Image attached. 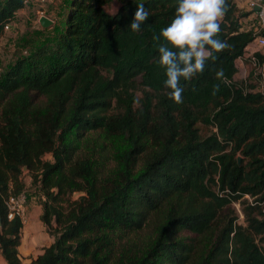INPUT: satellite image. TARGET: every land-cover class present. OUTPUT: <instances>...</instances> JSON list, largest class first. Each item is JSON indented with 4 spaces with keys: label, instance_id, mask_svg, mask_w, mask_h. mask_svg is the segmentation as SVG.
Listing matches in <instances>:
<instances>
[{
    "label": "trees",
    "instance_id": "obj_1",
    "mask_svg": "<svg viewBox=\"0 0 264 264\" xmlns=\"http://www.w3.org/2000/svg\"><path fill=\"white\" fill-rule=\"evenodd\" d=\"M27 1L0 0V42ZM115 1L66 0L56 34L27 40L0 69L2 257L264 264V92L236 79L255 38L241 24L250 13L209 0L221 18L183 42L184 21L207 0H121L108 13ZM198 124L216 131L202 136ZM25 167L54 238L27 263L23 220L8 219L6 203L23 192Z\"/></svg>",
    "mask_w": 264,
    "mask_h": 264
},
{
    "label": "rangeland",
    "instance_id": "obj_2",
    "mask_svg": "<svg viewBox=\"0 0 264 264\" xmlns=\"http://www.w3.org/2000/svg\"><path fill=\"white\" fill-rule=\"evenodd\" d=\"M66 0H28L23 10L19 11L15 20L11 23L10 28L5 31V34L0 42V69L6 67L9 63L14 61L20 53H26L27 48L24 46L28 40L35 39L37 44H40L46 40H50L60 28L62 13ZM140 1L141 0H137ZM264 1V0H263ZM121 0L115 1L112 5L105 7L108 13H115ZM243 11L252 14V11L248 6H244ZM42 13H44L42 15ZM48 17L53 23L44 27L40 22V17ZM221 13L215 9L209 3V0L205 2L202 9L198 13L192 14L188 19L184 21L182 41L191 42L194 37L200 35L206 31L209 24L219 19ZM252 20L247 19L244 21V29L252 30ZM202 55H205V51H201ZM249 62L244 60L243 63L238 62V73L236 79L240 81H249L244 79V73ZM252 83L256 86V90L264 92V77H257L252 79ZM140 97V92L138 93ZM198 128L202 136H208L215 132L214 127L204 126L198 124ZM241 158V155H238ZM44 161H52V155L47 154L43 157ZM242 161V158L241 160ZM21 180L24 184V190L22 194L25 200L22 205L16 206L21 213L23 220V228L21 233V245L19 247V255L22 262L27 263L43 253L44 249L53 243L54 238L51 236L41 221L42 205L40 203V193L38 187L32 181L31 173L27 168L23 169ZM21 194V195H22ZM83 193L76 192L73 194L72 199H78ZM248 201L254 200L253 198L246 196ZM243 203L236 202L230 206V211L237 217V221L240 224L245 225V216L243 213ZM233 215V214H232ZM0 264H6L4 258L0 253Z\"/></svg>",
    "mask_w": 264,
    "mask_h": 264
},
{
    "label": "built area",
    "instance_id": "obj_3",
    "mask_svg": "<svg viewBox=\"0 0 264 264\" xmlns=\"http://www.w3.org/2000/svg\"><path fill=\"white\" fill-rule=\"evenodd\" d=\"M249 8L254 11L257 15V25L254 27L255 38L253 42L247 47L245 58L250 59L249 64L244 73V79H249L252 81L253 78L264 77V62L261 63L257 58V53L264 55V36L261 34V31L264 29V2L261 0H250ZM258 8V9H256ZM44 13H42L43 15ZM41 16L40 18H42ZM46 17V16H45ZM48 18V17H47ZM50 19V18H49ZM51 20V19H50ZM52 21V20H51ZM10 24L5 26V31L10 28ZM244 57H241L237 60L238 62L243 63ZM253 72V76H250V73ZM251 78V79H250ZM258 91V90H256ZM262 92V91H260ZM22 194V193H21ZM19 194L17 196H10L7 200V206L9 209L8 219H12L15 215H20L19 209H16V206L22 205L25 200L24 195Z\"/></svg>",
    "mask_w": 264,
    "mask_h": 264
},
{
    "label": "crops",
    "instance_id": "obj_4",
    "mask_svg": "<svg viewBox=\"0 0 264 264\" xmlns=\"http://www.w3.org/2000/svg\"><path fill=\"white\" fill-rule=\"evenodd\" d=\"M249 1H250V0H236V3H237V6H238L241 10H243V9H244V6H248V7H249ZM261 1H263V0H261ZM263 2H264V1H263ZM249 9H250V8H249ZM250 10H251V9H250ZM220 18H221V16H220ZM220 18H219V19H220ZM247 19L252 20V21H250V22H251V26H252L253 28L257 25V15H256L255 12L252 11V14H250L249 16L243 18V19L241 20V24L243 25V24H244V21L246 22ZM243 28H244V26H243ZM246 30H248V29H246Z\"/></svg>",
    "mask_w": 264,
    "mask_h": 264
},
{
    "label": "water",
    "instance_id": "obj_5",
    "mask_svg": "<svg viewBox=\"0 0 264 264\" xmlns=\"http://www.w3.org/2000/svg\"><path fill=\"white\" fill-rule=\"evenodd\" d=\"M256 9H258V8H256ZM40 22H41V24L44 26V27H48V26H50L52 23H53V21H51L49 18H47V17H42L41 19H40ZM26 168V167H25ZM0 225H1V221H0Z\"/></svg>",
    "mask_w": 264,
    "mask_h": 264
}]
</instances>
